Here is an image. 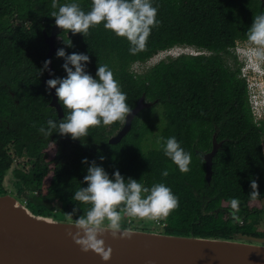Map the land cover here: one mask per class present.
<instances>
[{
    "label": "trees",
    "instance_id": "1",
    "mask_svg": "<svg viewBox=\"0 0 264 264\" xmlns=\"http://www.w3.org/2000/svg\"><path fill=\"white\" fill-rule=\"evenodd\" d=\"M72 2L86 13L92 7L91 0H59L60 5ZM152 3L161 23L152 30L147 50L137 55L130 54L126 38L115 36L103 24L90 29L86 37L62 31L58 49L68 55L87 54L86 71L94 78L98 65H108L131 108L143 94L146 101H158L135 116L120 142H109L121 127L117 122L90 129L85 141L88 146L80 147L70 135L54 132L45 138L38 131L41 126L47 128L49 119H63L50 105L52 93L44 82L47 70L39 74L49 51L44 29L51 32L55 24L51 12L58 8H52V0H0V194L7 192L3 181L15 158L28 156L31 168L18 169L17 174L33 194L32 210L53 215V202L58 200V217L67 219L66 213L77 207L80 211L73 218H78L90 206L73 196L80 187H87L84 176L95 161L110 177L119 170L126 180L131 177L148 188L163 183L172 190L180 206L164 220L163 232L224 238L239 233L264 236L257 228L263 209L249 205L264 203V122L255 121L248 83L232 50L239 40H247L253 18L264 14V4L261 0ZM175 46L194 47L200 53L169 56L143 72L133 69L135 63H145ZM56 53L53 78H65V60ZM156 106L161 107L164 125L155 141L176 137L192 156L186 174L165 156L161 144L148 149L156 127L152 122ZM64 112L66 115L67 110ZM216 126L223 145L213 158V177L208 183L203 156L212 149ZM85 158L88 164L82 163ZM165 170L167 177L162 175ZM252 179L260 192L255 200L249 194ZM232 199L239 201L236 215L242 222L232 215Z\"/></svg>",
    "mask_w": 264,
    "mask_h": 264
},
{
    "label": "clouds",
    "instance_id": "2",
    "mask_svg": "<svg viewBox=\"0 0 264 264\" xmlns=\"http://www.w3.org/2000/svg\"><path fill=\"white\" fill-rule=\"evenodd\" d=\"M91 3V9L86 13L77 2L60 5L59 0H52V8H58V11H52L51 17L63 32L86 37L90 34V29L103 24L115 36L126 38L131 55L147 50L152 30L161 23L157 20L158 8L153 6L152 0H91ZM239 41L243 44L237 42L232 50L244 64L241 71L244 69L242 72L246 80V74H249L246 67L249 65L252 66L250 73L264 78V14L253 18L247 40ZM247 41L249 44L245 43ZM68 46H72L71 42ZM56 56L65 60L62 67L67 75L65 78L49 79L46 85L49 91L55 89L59 103L67 112L58 122L49 119L47 128L41 126L38 129L41 135L45 138L54 132L61 136L70 135L83 145L90 129L111 126L117 122L126 123L132 108L108 65H98L94 78L86 71V66L90 63L87 54L68 55L60 48ZM50 64L51 61L46 60L43 68L39 69V74L46 70L52 74ZM260 85L264 89L263 80ZM253 91L262 92V89L255 83L248 86L250 104L256 97ZM251 109L253 111L254 107L251 106ZM157 143L161 144L165 156L181 173L186 174L191 170V153L181 147L175 136L167 139L161 137ZM82 163L89 162L85 158ZM162 175L167 177L169 172L165 170ZM83 183L87 187H80L75 191L73 199L90 207L75 219L73 217L80 211L79 208L66 213L67 223L76 229L74 233L69 231L67 234L83 252H94L105 262L111 259L112 248L106 247L105 240L101 237L110 233L113 239L123 240L131 239L134 234L132 227L123 226L125 217L129 218V223L131 220L159 223L180 206L179 198L165 184L158 183L148 188L131 177L126 180L119 170L110 177L95 161L87 168ZM250 187L252 190L249 194L255 200L260 195L255 179L251 180ZM231 208L234 219L240 220L236 215L239 211L237 199L231 200Z\"/></svg>",
    "mask_w": 264,
    "mask_h": 264
},
{
    "label": "water",
    "instance_id": "3",
    "mask_svg": "<svg viewBox=\"0 0 264 264\" xmlns=\"http://www.w3.org/2000/svg\"><path fill=\"white\" fill-rule=\"evenodd\" d=\"M62 31L55 24L50 33L44 29L52 73L47 71L45 83L53 79V54L58 50ZM51 93L50 105L63 118L65 112L55 89ZM145 98V94L139 98L124 126L109 139L110 143L120 142L131 129L135 116L158 102ZM219 133L216 126L212 149L203 156L208 183L213 177V158L223 145V140H218ZM127 219L123 221L124 227L133 225ZM69 231L74 233L76 229L67 219L37 214L17 194L8 191L0 194V264H264V236L239 233L228 238L202 237L194 232L173 234L133 228L131 239H113L110 233L101 237L106 247L112 248V257L105 262L94 252H83L68 236Z\"/></svg>",
    "mask_w": 264,
    "mask_h": 264
},
{
    "label": "rangeland",
    "instance_id": "4",
    "mask_svg": "<svg viewBox=\"0 0 264 264\" xmlns=\"http://www.w3.org/2000/svg\"><path fill=\"white\" fill-rule=\"evenodd\" d=\"M238 43H242V42L238 41ZM245 43L249 44L248 41L245 42ZM180 53H194V54H197V53H200V51H198L194 47L175 46V47H173L171 49L159 52L158 54L153 56L151 59L146 61L145 63H139V62L135 63L133 65V69L135 71H138V72H143L146 69H148L149 67H151V66L155 65L156 63H158L159 61H161L163 59H167L169 56H176V55H178ZM238 61H239V66L242 68V66L244 65L243 62H241L240 60H238ZM246 68L249 71L248 72L249 74H246L247 75L248 84L250 86H252L254 83L258 84L260 86V88L262 89V92L253 91V93L256 94V97L253 99V102L251 103V106L254 107L253 115L255 117V121L264 122V89L260 85L261 81L262 80L264 81V78L256 75L255 73H250L251 72V68H252L251 65L247 66ZM242 71H244V69ZM242 71H241V75L243 77H245L244 73ZM251 92H252V90H251ZM161 113H162L161 107H159V106H156L153 109V111H152V114H153L152 122H154V125L156 127H155V131L150 136L149 144H148V145H150V147L148 149L157 148V145H158L157 141L158 140L155 141L156 135L157 134L159 135L160 128L164 125V121L162 119V114ZM260 114H261V118H260ZM263 147H264V144H263ZM12 152H13V149H12ZM16 159L17 160L15 162V167L21 168V169H25V170L29 169L30 165L27 163V159H23V158H20V157H16ZM16 181H17V179L15 178V173L11 169L9 171V173L7 174L6 180L4 181V183H5L4 185L7 188L8 192L17 194L16 193L17 192V185L15 184ZM21 199L24 201V199L22 197H21ZM249 205H250L251 208L252 207H257L259 209H263L262 210V214L259 217V223L257 224V228L260 231H264V203L255 202V203H250ZM60 208H61V205L59 204V202H57L56 203V209L54 211L53 216L58 217L57 215H58V213L60 211ZM132 224L133 225L130 226L132 228H140V229L144 228L146 230H152V231L155 230V231H158V232L159 231H163L162 229H160L158 227H155V226L151 225L150 223H145V226H142V223H141L140 220H136Z\"/></svg>",
    "mask_w": 264,
    "mask_h": 264
},
{
    "label": "flooded vegetation",
    "instance_id": "5",
    "mask_svg": "<svg viewBox=\"0 0 264 264\" xmlns=\"http://www.w3.org/2000/svg\"><path fill=\"white\" fill-rule=\"evenodd\" d=\"M123 126H124V124H121V127L118 129V131H117L115 134H117ZM115 134H113V135H115ZM113 135H111L110 138H111ZM74 143H75V146H80V147H82V146H88L86 142L82 145V143H81L80 140H74ZM11 152H12V150H11ZM12 153H14V151H13ZM20 158L27 159V163L30 165V167H29V169H30V168H31V159H30L28 156H20ZM16 160H17V159L15 158V161H14L12 167L7 171V173H6L5 177H4V181L6 180L7 174H8L9 171L12 169V171H14V173H15V178L17 179V181H16V183H15V184L17 185V192H16L17 195H18L20 198L22 197V198L24 199V201L27 203V205H28L29 207L31 206L30 208L33 209L34 204H35V202L32 201V199H33V194H32V192L28 191V189L26 188V186L23 185V183L20 182L21 180H20V178H19V176H18V174H17V170H18V169L23 170V171H29V169H28V170H25V169H21V168H17V167H15V162H16ZM4 181H3V187H4L5 190L7 191V188H6L5 185H4V184H5ZM23 187H25V188H23ZM57 202H59V204L61 205V202L58 201V200L55 201V202H53V205L56 206V203H57Z\"/></svg>",
    "mask_w": 264,
    "mask_h": 264
},
{
    "label": "built area",
    "instance_id": "6",
    "mask_svg": "<svg viewBox=\"0 0 264 264\" xmlns=\"http://www.w3.org/2000/svg\"><path fill=\"white\" fill-rule=\"evenodd\" d=\"M260 118H261V114H260ZM127 220H128V223H129V218ZM135 221L136 220H131V222L129 224H132ZM140 221H143V220H140ZM143 222L144 223H150L151 225H153L155 227H158L160 229H164V227L166 226V222L164 220L160 221L159 223L153 222V221H149V222L143 221Z\"/></svg>",
    "mask_w": 264,
    "mask_h": 264
}]
</instances>
